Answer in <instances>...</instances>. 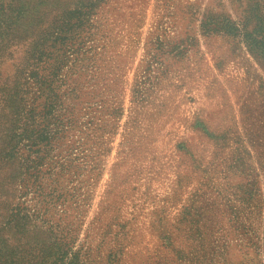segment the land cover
I'll list each match as a JSON object with an SVG mask.
<instances>
[{
  "label": "rangeland",
  "instance_id": "obj_1",
  "mask_svg": "<svg viewBox=\"0 0 264 264\" xmlns=\"http://www.w3.org/2000/svg\"><path fill=\"white\" fill-rule=\"evenodd\" d=\"M30 121L70 201L12 264H264V0H0V163Z\"/></svg>",
  "mask_w": 264,
  "mask_h": 264
},
{
  "label": "trees",
  "instance_id": "obj_2",
  "mask_svg": "<svg viewBox=\"0 0 264 264\" xmlns=\"http://www.w3.org/2000/svg\"><path fill=\"white\" fill-rule=\"evenodd\" d=\"M64 83L46 84L44 94L50 104H56V92L62 91ZM49 98V99H48ZM57 107V105H54ZM39 106L32 105L29 109L30 113H34ZM62 125V124H61ZM16 127V124H14ZM33 123L30 121L25 128H18L20 133L15 130L11 137V151L9 152V162L0 163V171L6 167H11L13 175L0 177V230L6 226L14 227L38 226L50 220V216L55 213L57 207L64 204L67 194L60 193L56 185L52 191L44 192L43 188L33 198L36 202L31 206H24L29 190L33 185H39L40 179L36 172L39 170L43 159L48 155L53 140L57 137L56 129L46 128L40 131L39 128H32ZM16 129V128H14ZM63 133V132H62ZM25 150L28 155L35 156V159L28 160L24 156ZM61 171H67L63 166ZM55 182V180H54ZM24 199V200H23ZM23 200V201H22ZM69 247V246H68ZM69 248L64 250L63 254L69 253ZM60 250L55 251L59 253ZM6 247L0 245V264H12Z\"/></svg>",
  "mask_w": 264,
  "mask_h": 264
}]
</instances>
